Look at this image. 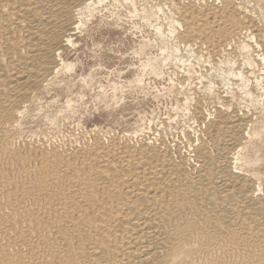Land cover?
Listing matches in <instances>:
<instances>
[{
    "label": "bare ground",
    "instance_id": "6f19581e",
    "mask_svg": "<svg viewBox=\"0 0 264 264\" xmlns=\"http://www.w3.org/2000/svg\"><path fill=\"white\" fill-rule=\"evenodd\" d=\"M102 1L0 0V264H264V177L246 168L260 133L244 111L257 96L264 105V75L249 84L256 66L264 70V0H156L177 45L144 68L160 75L183 46L212 70L197 78L195 97L179 95L209 136L181 131L192 159L162 133L95 128L86 142L51 145L33 178L8 172L22 159L27 105L72 69L61 52Z\"/></svg>",
    "mask_w": 264,
    "mask_h": 264
},
{
    "label": "rangeland",
    "instance_id": "374dc122",
    "mask_svg": "<svg viewBox=\"0 0 264 264\" xmlns=\"http://www.w3.org/2000/svg\"><path fill=\"white\" fill-rule=\"evenodd\" d=\"M156 4V0H103L97 4L83 30L74 36L73 46L61 52V58L73 64L72 69L60 71L50 78L27 105L17 135L22 159L8 168L10 174H19L23 179L33 178L40 172L42 156L51 145L66 139L86 142L95 128L111 130L112 134L118 135L137 131L147 138L162 133L164 142L177 149L176 156L182 154L190 158L191 147L182 135L183 129L191 128L192 135L209 140V136L199 133V126L184 109L181 93L195 97L196 89L201 86L197 78L210 71V66L202 60L195 62L196 53L189 55L183 46H179L177 53L181 60L166 61L160 75L144 68L148 59H161L176 44L175 34L167 32L169 9L164 5L162 10H157ZM158 29L163 33L160 36ZM259 68L258 65L253 69L255 73L250 75L249 84L254 82L255 76L264 75V70ZM233 69L238 70L236 66ZM188 70L193 75L186 81ZM208 74L211 76L212 70ZM136 78H141V83ZM234 80H230V84L234 85ZM260 83L264 87V79ZM259 97L260 103L255 109L244 108L253 114L255 129L260 133L253 137L248 150L256 161L246 168L263 178L264 105ZM246 100L243 101L246 103ZM214 103L207 99L205 104L211 115L214 114Z\"/></svg>",
    "mask_w": 264,
    "mask_h": 264
}]
</instances>
